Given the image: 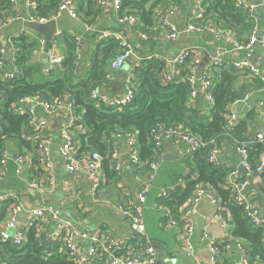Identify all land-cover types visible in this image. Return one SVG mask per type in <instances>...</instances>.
<instances>
[{
	"label": "built area",
	"instance_id": "2783aa9c",
	"mask_svg": "<svg viewBox=\"0 0 264 264\" xmlns=\"http://www.w3.org/2000/svg\"><path fill=\"white\" fill-rule=\"evenodd\" d=\"M11 3L16 4V0H10ZM249 0H236V7L245 12L246 17L252 22L253 28L246 42H242L238 39L236 33L232 30H226L217 26L213 19L206 15V0H198L201 4V10L196 16H192L188 19L186 28L182 31L178 27L171 23L170 16L174 14V10L171 7L165 9L160 8L156 12V24L154 30V41H163L175 43L179 40V37L183 34L190 33H209L212 36L214 42H222L232 47L234 51L240 52L242 57L233 62L227 64L223 59L224 52L219 50L214 56H210V64L208 67L197 72L200 66L201 60L197 55V48H185L179 52V54L172 60L173 65H177L178 69L174 74L166 73L163 76L165 82H173L176 78L186 82L191 88V94L189 102L194 104L200 97L205 103L204 110H210L214 105L213 97V72L219 68L225 66H233L236 70L247 71L252 78L259 79L264 85V71L261 70L259 62L262 57L255 51L257 46H260L264 54V27L259 28L258 18L256 16L257 8H261L264 14V0L259 2H248ZM99 7L105 4V0H97ZM29 7V19L33 23L39 25L47 24L50 22H56L62 14L67 13L71 17H79L77 5L74 0H61L57 9L53 14L47 17H41L35 13L36 1L27 0ZM114 9L119 13L122 5V0H114ZM120 14V13H119ZM18 15H5L0 16V33L14 21L18 20ZM119 23H128L131 27V31L136 33L142 42H149L151 36L141 30L142 24L139 23V18L133 13H124L119 17ZM92 29V25L88 24L86 30ZM130 31V32H131ZM262 33V36H260ZM100 41H114L119 46L118 54L111 60L109 69L111 72H119L125 68L126 61L137 54L132 41L128 36L119 30H104L99 34ZM40 42L43 46L44 39L41 38ZM76 47V60L79 62L81 59V41L75 40ZM16 52L18 50L16 49ZM6 54V50L0 45V68H3V57ZM191 56V63L185 64L186 60ZM17 54L13 56L14 62L16 61ZM165 59L162 53L149 52L146 57L137 56L136 65L144 59ZM64 58L58 55H52L50 57V67L45 69V74L49 75L52 71H55L59 67L63 66ZM15 64V63H14ZM187 66V70L184 69ZM20 72L18 66H14L12 71L5 72L4 78L6 80L14 79ZM128 75L124 79V90L120 97H110L104 93L103 89H95L91 92V100L97 102L100 106L109 108L122 109L123 107L132 103L135 92L133 87V76L131 69L127 73ZM253 92L246 93L242 98L234 101L228 106L226 118L227 130H232L239 122L238 116L232 111V107L237 103L247 104L252 96ZM21 109L22 114L27 113L29 116L28 125L33 128L35 134L31 135V139L34 143V151L39 160L42 163V177L39 180H33L31 187L38 192H50L55 188L57 184L55 165L52 154V137L45 132L43 125L38 123L35 116L36 107H40L45 110L49 115L55 114V112L61 107V102L50 103L48 101L40 100L38 98L23 97L18 99L17 103ZM23 106H28V108ZM68 107L73 110L74 117L70 124H66L61 132L63 139V145L60 149L61 156L64 161L66 176L62 180L63 187L66 190L67 200L76 207L79 211V203L81 192L73 187V178L78 176L82 171H86L90 182V195L93 203L99 205L102 203V193L104 190V184L106 181L105 173L103 169V159L98 152H91L79 156L80 146L77 143L75 132L76 127L80 121V115L76 111V108L72 103L68 104ZM250 109H254L257 114L264 113V101H258L252 105ZM152 135L155 141L156 159L148 164H144L139 156L137 148L135 134L126 133L124 135H117L116 138L126 140L127 148V163L130 164L137 172V174H144L141 184L139 185L136 196L130 198L127 202L116 206V211L123 216H126L130 221V227L133 235L144 237L146 234V222H145V207L147 204L148 196L156 179L157 173L161 168L165 160V148L174 146L176 152L183 156L185 154H191L197 152L201 148H204L206 144L195 134L182 130L180 128L170 127H158L152 130ZM77 134V132H76ZM250 143H262L264 145V132H259ZM168 144V145H167ZM249 144V143H248ZM236 154L241 159L242 166L246 169L249 177L254 174L251 164L248 162V152L246 145H234ZM110 158L113 162V168L116 172H120L124 166L123 155L113 143L110 151ZM12 160L17 164V172L22 175L30 166L31 157L29 154L12 155L8 149H4L0 153V176L4 175L8 169V162ZM208 162L213 166H220L223 164V150L220 146L214 144L209 152ZM145 165L148 166V170L144 173ZM264 169V156L257 168V173L262 172ZM238 172L234 171L232 176H235ZM251 186L249 178L237 183L233 187L234 198L236 202L241 205L246 213V217L251 221L255 227H264V211L260 213L258 210L253 209L251 203L243 192L246 188ZM76 189V190H75ZM174 189V188H173ZM172 189V190H173ZM169 192L162 190L158 195V201L155 204V208L163 212L164 226L166 228L177 226L181 221L185 224L186 235L182 238L180 250L187 254L189 257H193V246L191 238L194 234L195 225L193 216L199 211L200 205L204 199H208L212 204L220 205L219 199L214 195L212 190L200 184L196 187L193 196L189 202L180 209V217H176L175 212L169 206H160L159 201L168 197ZM13 200L4 211L2 209V202ZM27 212L30 217V223L24 228L16 229L18 217L21 213ZM214 218L221 221L224 229L228 231L233 230L232 224L221 214L217 213ZM35 231L37 240L41 245L46 246L49 250L46 251L47 256H52L55 253V248L58 252L66 253L74 264H90L93 261H97L99 264H157L158 254L155 247L151 244H147L142 247L140 253L122 254L118 255L117 252L125 250L128 247V241L114 239L109 232L102 228H85L80 230L74 219L64 217L62 211L56 206L49 203H44L42 207L25 210L22 202L16 194L6 193L0 195V241L10 242L12 245L20 247L28 239V233L30 230ZM202 241L208 243L209 258L208 264H255L249 257V251L245 243L241 240H236V248L240 251L241 257L238 260L227 261L223 258V254L218 247V243L214 240L210 234L205 231L201 237ZM84 246H86V253H84Z\"/></svg>",
	"mask_w": 264,
	"mask_h": 264
},
{
	"label": "trees",
	"instance_id": "16d2710c",
	"mask_svg": "<svg viewBox=\"0 0 264 264\" xmlns=\"http://www.w3.org/2000/svg\"><path fill=\"white\" fill-rule=\"evenodd\" d=\"M34 1L35 13L47 17L55 12L61 0ZM74 1L80 18L86 24L94 22L95 17L99 15L94 6L96 0ZM172 2L178 3L180 0H122L119 13H133L139 18L143 31L151 36V49L155 52V13L160 8L171 7ZM235 3L236 0H206V15L212 18L217 26L232 30L239 40L246 42L253 24ZM13 11L14 4L10 0H0V16H8ZM66 40L69 52L62 66V77L54 81L38 82L33 77L34 66L30 65L36 45L24 34L13 39L15 46L19 48L15 65L19 67L20 72L14 79L6 80L3 77L6 70L0 68V147L4 146V139L23 140L24 134L30 133V137L35 134L33 128L28 125L29 115L19 111L21 107L17 104L18 99L23 97L55 103L61 102L66 96L81 116L77 134L81 144L78 154L81 156L98 152L103 159L102 165L107 180H116L117 176L116 171L111 169L110 158L113 141L117 135L135 134L140 159L144 164H148L156 159L155 141L151 133L153 129L160 126L175 127L191 132L202 139L206 146L197 152L182 156L190 170L186 177L187 186L185 189L178 186L171 191L168 197L159 201L160 206H169L176 217H179L180 209L193 196L196 187L200 184L209 187L220 201L217 213L224 217L226 213L230 215L228 221L233 226L234 239L245 243L253 263L264 264V227H255L251 223L244 208L236 202L232 186L228 185L236 167L226 163L213 166L207 160L214 144L224 148V152L230 149L232 153H236L235 144H244L247 147L248 162L254 171L253 176L258 175L257 168L264 156V145L250 143L254 136L250 135V124L255 117H259L257 112L254 109L249 111L247 118L232 130L228 131L226 128L225 115L228 106L248 92V86L238 84L242 74L233 66L215 70L212 78L214 105L209 111H205L204 108L189 102L191 88L186 82L179 78L173 82L164 81L163 76L168 69L165 59H144L139 66L130 68L135 92L132 103L122 109L109 108L99 106L91 100L90 94L95 89L106 88L109 83V64L119 52L118 44L114 41H100L96 49L88 53V69L78 75L75 40L68 36ZM191 60L190 56L185 64L189 65ZM184 69L187 70V66H184ZM254 82L257 81L254 79ZM29 140L34 146L32 139ZM4 149H0V153ZM36 166L38 170L35 169ZM144 169L146 173L148 166L145 165ZM31 174L35 180L42 177V171L35 160ZM12 201L4 203V208ZM135 237L138 239V242L136 239L132 240H135L132 243L135 247L147 244L141 236ZM218 247L220 248L219 243ZM128 249L129 246L117 254L122 255ZM48 250L37 240L32 229L28 233L27 241L20 247L0 241V264H74L68 254L58 252L57 248L55 253L48 257Z\"/></svg>",
	"mask_w": 264,
	"mask_h": 264
},
{
	"label": "crops",
	"instance_id": "0c3cea01",
	"mask_svg": "<svg viewBox=\"0 0 264 264\" xmlns=\"http://www.w3.org/2000/svg\"><path fill=\"white\" fill-rule=\"evenodd\" d=\"M96 1L94 6L99 12V15L95 17L94 22L90 23L92 25L91 30H86L88 24L81 18H74L64 13L56 21L54 26L46 25V28L38 33L29 26L32 22L28 17L29 7L27 5V0H16L12 15H18L19 19L10 23L0 33V45L6 50V54L3 57L2 69L9 72L12 71V68L15 66L13 56L17 54L16 49L19 50V48L15 46L13 39L22 34L27 36L36 45L32 58H30V65L32 64L34 66L33 77L34 80L38 82H49L60 79L64 72L62 67L52 71L49 75H46L44 72L47 68L43 67L40 56L45 50L46 38L49 35H53L52 53L64 58V60L68 57L69 52L66 36L74 40L77 38L80 39L82 48L81 59L78 62V75L88 69V53L95 50L99 45V34L104 30H119L124 32L132 41L137 54H139L137 56L139 57H146L149 52L153 51L151 49V41L142 42L138 35L131 31L132 29L128 23H119L120 14L114 9V0H105V4L101 7L97 5ZM259 1L260 0H249L248 2L257 3ZM171 4L170 6L171 9L174 10V14L171 15L169 19L171 23L175 24L178 29L182 31L186 28L188 19L192 16H196L201 10V4L198 0H180L178 3L172 2ZM256 16L258 18L259 28L263 29L264 14L261 8H257ZM249 22L252 23L250 20ZM54 27L55 33L53 32ZM142 28L143 27H141V30L143 31ZM249 35L250 33L248 36ZM41 38L44 39L43 46L40 42ZM154 44L157 49L155 52L162 53L167 61L168 69L166 73L171 74H174L176 69H178L177 65L172 64V60H174L179 52L185 48H197L196 56L201 60L200 66L197 69L198 73L208 67L211 62L210 56H214L218 49L224 52L223 59L227 64H232L242 57V54L234 51L230 45L222 42H214L209 33H183L175 43L156 41ZM255 51L262 57L259 66L261 70L264 71V54L262 49L260 46H257ZM131 58L126 61L124 69L119 72H110L109 83L106 85V88H103L104 93L108 96L120 97L123 94L125 75L130 68L137 63V61ZM239 72L242 76L238 84L248 86L247 93L253 92L247 104L237 103L232 107V111L238 116L241 122L247 118L248 112L252 110L250 109L252 105L256 104L258 101H264V85L257 78H254L255 81H257L254 82V79L247 71L239 70ZM243 74L245 75L243 76ZM52 75H55L56 79H52ZM248 80L251 82H248ZM69 103L70 101L68 98L64 96L61 100V107L53 115H49L40 107L34 108L38 123L43 125L45 132L50 134L53 140L52 154L57 179L55 188L50 192L41 193L32 189L30 185L31 182L36 179H33L31 174V169L34 167V160L35 163L39 165L41 171L42 163L35 154L34 146L29 140L30 133H28L22 136L23 140L19 138L4 139V146L0 147V149H8L14 156L25 153L29 154V157H31L30 166H28L27 170L22 175L17 172V164L12 160L8 162L6 173L0 176V195L6 193L16 194L27 211L42 207L44 203L53 204L62 211L64 217L74 219L80 230L90 227L102 228L109 232L114 239L128 241L129 249L124 251V254L132 255L133 253H140L142 250L141 248L144 246L135 247L132 244L135 241L132 240L136 239V237L131 231L129 219L116 211L117 205L123 204L130 198L136 196V192L144 177L143 173L137 174L132 166L127 163L125 139L115 138L113 141L123 155L125 163L123 169L120 172H116V180L106 179L102 193V203L99 205L93 203L90 195V182L86 171H82L78 176L73 178L72 183L73 187H76L81 192L80 203L78 205L80 210L77 211L76 207L67 200L66 190L62 182V180L65 179L66 171L60 149L63 145L61 136L62 129L66 124H70L74 117L73 110L68 107ZM194 104L202 108L205 107V103L201 97ZM24 107L28 108V106H23L22 108ZM258 116L259 117H255L250 124V135L255 136L259 132H264V113L258 114ZM75 130L77 143L81 146L77 135L80 128L77 126ZM81 132H83V130ZM174 148L173 145H169L165 148V155L171 153L174 158L169 161L164 160L157 173L144 211L146 234L142 238L146 240L147 244H151L155 247L158 254L157 264H208V243L201 239L205 231L219 243L223 258L227 261L238 260L241 257V253L236 248V240L232 236L234 229L232 231L224 229L221 221L214 218L220 206L212 204L208 199L202 201L199 211L193 216L195 225L194 234L191 238L194 252L193 257L187 256L186 253L180 250L182 238L186 235L184 222L180 220L177 226L170 228L164 226L163 212L155 208L158 195L162 190L170 193L178 186H182L183 189H185L187 186L186 177H188L187 174L190 172L187 164L184 162V157L180 156ZM222 150L223 164L234 165L238 172L235 176L229 178L228 185L233 188L235 184L249 178L251 186L244 190L243 195L247 197L253 209L262 213L264 211V177L260 178L261 172L258 173L257 176L252 175L251 177H249L248 173L243 175L240 171L242 166L240 157L235 152L232 153L230 149L225 150L226 152H224V148ZM35 169L38 170V166H36ZM111 169L115 171L113 162ZM214 195L216 194L214 193ZM189 200L184 205H186ZM6 202L8 201L2 202V209L4 208L3 204ZM7 207L3 209L4 215ZM229 217L230 215L226 213L225 218L229 220ZM30 221L27 212L21 213L18 217L16 229L24 228ZM136 240V242H138V239ZM86 250V246H84V253H86ZM90 264L99 263L93 261ZM255 264L262 263L256 262Z\"/></svg>",
	"mask_w": 264,
	"mask_h": 264
},
{
	"label": "water",
	"instance_id": "95a60500",
	"mask_svg": "<svg viewBox=\"0 0 264 264\" xmlns=\"http://www.w3.org/2000/svg\"><path fill=\"white\" fill-rule=\"evenodd\" d=\"M55 23L56 22H50L47 24L39 25L37 23L32 22L29 26L32 27L33 29H35L36 32L40 33V32H42V30H44L46 28V25H53L54 26ZM53 32L54 33L56 32L55 27L53 28ZM260 36H262V33H260ZM52 51H53V35H49L46 38L45 50L42 53V55L40 56V59H41V62L43 63L44 68L50 67V56L55 55L52 53ZM131 59L134 61H137V56H133ZM173 158H174V156L171 153H168L165 155V160H167V161L172 160ZM240 171L243 175L247 174V171L243 166H241ZM263 177H264V169L261 172L260 178H263Z\"/></svg>",
	"mask_w": 264,
	"mask_h": 264
},
{
	"label": "rangeland",
	"instance_id": "374dc122",
	"mask_svg": "<svg viewBox=\"0 0 264 264\" xmlns=\"http://www.w3.org/2000/svg\"><path fill=\"white\" fill-rule=\"evenodd\" d=\"M52 79H56V76L55 75H52Z\"/></svg>",
	"mask_w": 264,
	"mask_h": 264
}]
</instances>
